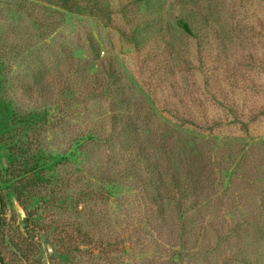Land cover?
Here are the masks:
<instances>
[{"label": "rangeland", "instance_id": "obj_1", "mask_svg": "<svg viewBox=\"0 0 264 264\" xmlns=\"http://www.w3.org/2000/svg\"><path fill=\"white\" fill-rule=\"evenodd\" d=\"M73 2L0 0L5 263L264 264V0Z\"/></svg>", "mask_w": 264, "mask_h": 264}, {"label": "trees", "instance_id": "obj_2", "mask_svg": "<svg viewBox=\"0 0 264 264\" xmlns=\"http://www.w3.org/2000/svg\"><path fill=\"white\" fill-rule=\"evenodd\" d=\"M132 1L134 2V4L135 3L148 4L152 0H132ZM56 3H58L61 7L69 9V10L74 9L73 6H71V3L76 5L75 2H73V0H56ZM121 11L126 13V9L124 7L121 9ZM48 18H51L48 21V26H49L50 23L52 22L53 18H52V16L50 14H48ZM177 23L186 33H188V34H190L192 36H197V38H200L202 36V34L205 32L204 28L207 25V23H205L206 24L205 25L204 23H200L199 22L198 26H197V29H196L194 24L191 23L190 20H188L187 18H184V17L178 18ZM71 66H72L74 71L78 72V71H80L82 69H85L86 67H89L90 63H89L87 58H83V59L82 58H78V59H73L71 61ZM109 71H110L109 73H111L112 75H115V69L114 68H112ZM80 73H82V72L80 71ZM32 116H34V115H32L31 113L30 114H26V113L22 114V113H20L18 117H19V119H21L19 121H21V122L24 121V122L28 123L27 119L33 118ZM110 117L111 118L113 117V119H117L118 115L113 114L112 116H109V118ZM121 120L125 121V123H124L125 127L130 128V127H132L134 125L133 124V119L129 115H125L124 117L121 118ZM24 130H26V128ZM26 138L27 139H29V138L33 139V137H31V136L29 138H28V136H26ZM37 138L35 137V140ZM9 149H10V151H11V153L13 155H14V153H20L22 156H24V155H29V156L31 155L32 156L33 155V160L32 161H27V158H26L22 162H20L21 160H19V159H16L15 161L11 162V164L8 167V171L9 172H7V173H9L12 176H16V177H20V179H24V177H26L28 174H31V173L46 172V171H50V170L56 169V168L60 169V166L59 167L56 166L57 162L53 163L54 165L53 164L49 165L52 169L51 168L47 169V168H49V166L40 168L39 161H40V159L44 160V158L46 156H45V153L37 152L38 153L37 154L36 151H33V150H36V149L33 147V144L31 142V140L30 141H28V140L21 141L20 145L12 144V145L9 146ZM20 163H22V165H20ZM20 179L18 181H19V184L22 182L21 183L22 187H24V186L25 187H29L28 186L29 183L23 185L25 179L22 180L21 182H20ZM78 180L79 179H76L74 181V183L72 184V188L73 189H75L74 185L79 182ZM22 192L23 191L17 192L18 193L17 194V199H18L19 202H21V204H25V200H24L25 194H22ZM52 192H54V191L52 190ZM92 198L93 197H88L89 200L92 199ZM59 200H60V197H58L57 199H54L53 203L55 204L56 201H59ZM0 204H2V207H4V205L6 204L5 198H4V196H3V194L1 192H0ZM23 208L25 210H27V207L25 205L23 206ZM0 264H6L5 261H4V258H3L1 250H0Z\"/></svg>", "mask_w": 264, "mask_h": 264}]
</instances>
